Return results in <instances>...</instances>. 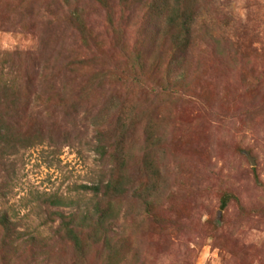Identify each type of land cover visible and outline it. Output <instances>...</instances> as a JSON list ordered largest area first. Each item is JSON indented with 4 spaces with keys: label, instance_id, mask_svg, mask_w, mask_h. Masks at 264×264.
Listing matches in <instances>:
<instances>
[{
    "label": "rangeland",
    "instance_id": "obj_1",
    "mask_svg": "<svg viewBox=\"0 0 264 264\" xmlns=\"http://www.w3.org/2000/svg\"><path fill=\"white\" fill-rule=\"evenodd\" d=\"M0 81V264H264V0H0Z\"/></svg>",
    "mask_w": 264,
    "mask_h": 264
},
{
    "label": "trees",
    "instance_id": "obj_2",
    "mask_svg": "<svg viewBox=\"0 0 264 264\" xmlns=\"http://www.w3.org/2000/svg\"><path fill=\"white\" fill-rule=\"evenodd\" d=\"M168 24L169 25H173V24H177V22L174 20V19H171L168 21ZM185 27V24L184 23H181V28ZM174 44H173V49L175 51H181V52H185L187 53V46H183L181 48H179V45L177 43H179V40H177V38H175V40L173 41ZM179 48V49H178ZM138 62V60H137ZM138 64H141L140 62H138ZM38 65H31L30 67V72L35 75L36 77H39L41 76V72L40 70L38 69L37 67ZM68 69H70V66H66L65 68H63V71L66 72ZM22 76H26L28 77L29 76V72H25V71H22ZM18 74V73H17ZM1 82V81H0ZM14 84L15 83H11V85L9 86H6L5 84H2L1 87L3 88L4 90V93L3 95H5L6 97V94H10V93H13L14 91ZM7 99V97H6ZM9 129H11V127H9ZM6 130V129H5ZM4 129L0 128V140H3V139H6L9 142H11V140L14 138V133L12 132V130H10L9 132L7 133H4L3 132ZM123 187V182H110L109 185L107 186V194H108V197L106 198H120L121 197V189ZM85 190H92V191H95L97 193V195L99 193L102 192L101 189H92V188H89V187H84ZM47 203L53 205V206H60L61 205V202L60 200H58L57 198H49ZM227 203V201L224 202V205ZM113 208H104L101 212H100V216H101V223H97L96 224V229H100V228H104L105 225H104V219L106 218H109L110 214H111V211H112ZM0 226L6 231V232H10V222L8 221L7 218H2V220H0ZM72 234L74 235V233L72 232ZM75 236V235H74ZM75 238H77L75 236ZM33 243L35 242V240H31ZM28 245H31V243L28 241L27 242Z\"/></svg>",
    "mask_w": 264,
    "mask_h": 264
}]
</instances>
